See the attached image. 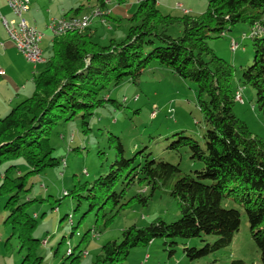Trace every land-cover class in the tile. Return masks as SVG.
Wrapping results in <instances>:
<instances>
[{
    "label": "trees",
    "instance_id": "16d2710c",
    "mask_svg": "<svg viewBox=\"0 0 264 264\" xmlns=\"http://www.w3.org/2000/svg\"><path fill=\"white\" fill-rule=\"evenodd\" d=\"M104 4L102 0V7ZM130 20L126 37L121 41L112 38L105 45L95 39L91 26L54 36L51 55L34 77L33 95L0 118V166L7 164L0 194L8 197L5 223L12 226L10 238L17 236L26 250L21 264H46L39 252L42 242L35 236L37 215L29 211L36 200L26 195L32 189L31 176L61 164L51 142L55 127L80 116L84 132H89L97 108L106 103L118 105L104 94L125 81L138 83L152 63L196 83L197 103L207 127L204 144L181 132L175 134L177 139L170 148H188L192 160L202 167L194 175L184 173L180 165L157 161L149 153L138 170L140 164L133 165L136 157L127 158L121 139L110 136L115 159L108 173L90 187L87 183L75 184L71 194L77 198V209L83 199L89 200L90 210L98 208L97 221L107 227L133 200L145 205L149 202V196L143 193L124 201L127 190L138 181L152 190L151 195L171 187L169 194L178 200L181 216L172 222L155 219L143 227L125 228L120 241H109L101 247L93 264H118L132 248L148 245L156 238L168 240L170 254L175 252L178 238H202V247H184L185 255L192 260L223 249L231 244L242 222L239 209L224 206V200L230 197L244 208L264 264V140L235 113L236 66L209 44L210 38L223 35L239 23L249 24L250 30L255 25L264 28V0H210L204 12L182 15L164 14L157 0H141ZM172 25L181 26L182 34H169ZM251 38L254 57L243 70L242 82L256 91L264 112V34ZM19 159L29 166L25 174L18 170ZM122 178L124 188L118 192L115 188ZM84 190L88 191L86 196L81 193ZM107 205L109 211H105ZM207 235L216 239L208 241ZM89 236L90 230L77 247ZM69 249L62 264H81L82 251ZM59 251L58 247L55 254ZM231 264L247 263L234 259Z\"/></svg>",
    "mask_w": 264,
    "mask_h": 264
},
{
    "label": "rangeland",
    "instance_id": "374dc122",
    "mask_svg": "<svg viewBox=\"0 0 264 264\" xmlns=\"http://www.w3.org/2000/svg\"><path fill=\"white\" fill-rule=\"evenodd\" d=\"M103 1L104 7L107 5L106 9L110 10V14L104 17L105 23L100 22L102 17L94 14L98 7H102V0H44L45 3L40 0L39 4L42 11L50 7L55 13H63L62 5L68 7L66 15H75L76 9L81 8L77 15L91 18V29L98 31L95 39L105 45L111 38L121 41L126 37L132 24L130 19L141 0ZM157 2L164 14L182 15L186 9L194 14L204 12L210 0ZM35 9L37 7L33 5L31 15ZM41 28L46 33L42 44L43 55L44 58H49L52 38L46 31L47 28ZM182 32L179 25H172L168 29V33L173 36L181 35ZM233 41L239 43L236 51L231 49ZM209 44L220 57L236 66L234 84L242 90L245 102L236 101L235 113L248 124L255 136L264 140V112L257 102L256 91L242 82L243 70L251 65L254 57L249 24L239 23L223 35L210 38ZM43 67L41 65L40 69ZM104 97L116 100L118 105L106 103L97 108L90 119L89 132H84L80 116L57 124L51 142L55 148L54 154L60 158L61 164L29 178L32 189L26 198L36 200L29 211L37 215L39 226L35 236L42 242L39 252L44 256L46 264H62L69 248L76 253L82 251L81 264H93L101 253V247L109 241H120L125 228L132 225L143 227L155 219L172 222L180 218L178 200L169 194L171 187L158 189L151 195L152 190L138 181L127 190L124 201H128L134 194L143 193L149 196V202L145 205L133 200L113 217L107 227H104L103 221H97L98 208L90 210L89 200L83 199L77 209V198L71 194L75 184L87 183L90 187L95 179L108 173L115 159V147L110 144V136L115 135L121 139L127 158L136 157L133 165L140 164L138 170L145 163V155L149 153L157 161L180 165L184 173L194 175L202 167L199 161L192 160L188 148L177 151L170 148L177 139L175 134L181 132L204 144L207 127L197 103L195 82L180 77L169 68L152 63L142 73L138 83L125 81L106 92ZM16 164L22 174L29 170L23 159L17 160ZM6 167L7 164L0 166V186ZM122 181L123 178L116 185L118 192L124 188ZM65 192H69V195ZM81 193L86 196L88 191ZM7 198L5 194H0V264H21L26 250L21 248L17 236L10 238L12 226L5 223L8 215L5 208ZM223 203L242 213L240 228L229 246L192 260L185 255L184 247H202V238H178L173 254H170L167 239L156 238L148 245L132 248L129 256L118 264H231L234 259H243L247 264H261V252L252 238L244 208L231 197L226 198ZM109 210L107 205L105 211ZM66 215L68 217L62 220ZM89 230V239L80 248L77 247L82 236ZM205 238L214 241L216 236L207 235ZM45 239L48 240L47 244H44ZM58 247L60 251L56 255Z\"/></svg>",
    "mask_w": 264,
    "mask_h": 264
},
{
    "label": "crops",
    "instance_id": "0c3cea01",
    "mask_svg": "<svg viewBox=\"0 0 264 264\" xmlns=\"http://www.w3.org/2000/svg\"><path fill=\"white\" fill-rule=\"evenodd\" d=\"M39 3L40 0H31L30 10L26 13L25 17L30 24L35 25L40 31L44 33V39L46 33L41 27L47 28L46 31L49 32L48 34L53 40L54 36L48 29V23L50 19L74 15H66L65 10H67L68 7L63 5V13H55L50 7H48V10L42 11ZM43 3H45L44 0ZM33 5L34 7L36 5L37 9H35L31 15L30 12L33 9ZM106 7L107 5L102 8L106 9ZM186 10L191 12L190 9ZM11 11L12 10L8 6L6 0H0V65L4 69V72L0 74V118L6 116V114H8L18 103L33 95L35 91L34 77L36 73L41 71V65L44 66L45 64L40 63L35 65L26 60L23 54L17 49L15 43L10 39L1 21V16H4L10 20L14 19V14ZM77 14L79 13H75V15ZM100 22L104 23L101 20ZM91 31L97 36L98 31L96 29L95 31L93 29ZM2 177L4 178L3 175Z\"/></svg>",
    "mask_w": 264,
    "mask_h": 264
},
{
    "label": "built area",
    "instance_id": "2783aa9c",
    "mask_svg": "<svg viewBox=\"0 0 264 264\" xmlns=\"http://www.w3.org/2000/svg\"><path fill=\"white\" fill-rule=\"evenodd\" d=\"M8 6L14 14V19H7L1 16L2 23L10 37V39L15 43L17 49L23 52V56L26 60L36 65V62H44L43 57L42 42L44 39V33L40 31L36 26L35 30H28V20L25 15L30 10L31 0H25V2H18L17 0H6ZM97 16L98 9H97ZM62 23L57 18H51L48 23V29L52 33L53 26ZM256 26V25H255ZM250 30L252 34L254 27ZM247 36V34H244ZM31 42H39L41 44V51H33L31 49ZM239 47L237 41H233L231 44V49L236 51ZM4 72V69L0 65V74ZM137 99V97H136ZM235 100L240 103H244L240 99V92L236 91ZM46 243V241H45Z\"/></svg>",
    "mask_w": 264,
    "mask_h": 264
},
{
    "label": "bare ground",
    "instance_id": "6f19581e",
    "mask_svg": "<svg viewBox=\"0 0 264 264\" xmlns=\"http://www.w3.org/2000/svg\"><path fill=\"white\" fill-rule=\"evenodd\" d=\"M18 2H25V0H17ZM98 15L100 17H102V21L105 23L106 22V18H104L105 16H108L110 14V10L108 9H102L101 7H98ZM97 9L95 11V16H97ZM188 12V11H186ZM60 22L62 23H58L56 25L53 26L52 29V35L53 36H59L62 35L68 31H74V30H85L88 27L91 26L92 20L89 16H78V15H74V16H63L60 18H57ZM252 29V28H251ZM28 30H35V25L30 24L28 22ZM264 34V28L261 25H256L254 27V30L252 32V34H250L251 37L254 36H260ZM31 49L33 51H41V44L39 42H31ZM23 54V52H21ZM44 57V56H43ZM46 59L44 62H36V65L40 64V63H45ZM238 92H240V99L242 102H244V97L242 95V90L238 89ZM65 194H67V192H65ZM72 222V220H71ZM69 251L71 252V249H69Z\"/></svg>",
    "mask_w": 264,
    "mask_h": 264
}]
</instances>
